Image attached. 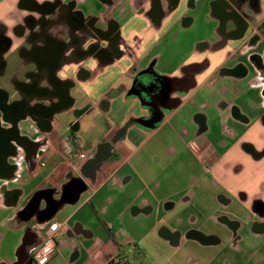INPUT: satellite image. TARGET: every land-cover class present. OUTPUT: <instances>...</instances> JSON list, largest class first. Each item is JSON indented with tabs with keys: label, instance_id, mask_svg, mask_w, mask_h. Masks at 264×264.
Listing matches in <instances>:
<instances>
[{
	"label": "crops",
	"instance_id": "0c3cea01",
	"mask_svg": "<svg viewBox=\"0 0 264 264\" xmlns=\"http://www.w3.org/2000/svg\"><path fill=\"white\" fill-rule=\"evenodd\" d=\"M198 1L161 0L153 14L152 0H0V39L11 41L0 53V264H36L53 223L63 225L46 264L115 253L134 264L261 263L264 0H210L200 14ZM196 20L209 33L181 41L176 60L156 50ZM145 70L187 79L151 122L132 92ZM74 180L84 188L65 201Z\"/></svg>",
	"mask_w": 264,
	"mask_h": 264
},
{
	"label": "flooded vegetation",
	"instance_id": "af4514ba",
	"mask_svg": "<svg viewBox=\"0 0 264 264\" xmlns=\"http://www.w3.org/2000/svg\"><path fill=\"white\" fill-rule=\"evenodd\" d=\"M233 3L239 4L238 0H231ZM229 5V3H228ZM232 5V3H231ZM230 6V5H229ZM233 6V5H232ZM162 11V6H161V0H152L151 6H150V12L151 13H158ZM110 32L112 33L111 39H110V44L114 43L117 39L118 32L114 29L111 28ZM254 39V38H253ZM11 41L5 37L2 36L0 39V53L5 51L7 47H9ZM108 49H111L112 51H115V47L113 45H109L106 49H102V53L105 54ZM109 51V50H108ZM2 54V53H1ZM55 61H50L49 66H53ZM4 65V60L0 57V69L3 68ZM53 80V79H52ZM139 78L136 81L135 84H138ZM185 83H187V79L184 81H165L164 79H157L154 77H151L150 79L147 80L146 84H143L142 86H138L134 84V91L137 93L141 94L143 101L149 105L150 109V117L148 118V121L151 122L153 119L156 118L158 111L164 107H167L175 102H177L176 98H171L169 92L182 87ZM66 86V85H65ZM65 86L63 87L62 90L65 89ZM59 93H61L60 89H57ZM66 102V101H65ZM61 103L58 104V102H52L50 103L52 109L58 107ZM157 106H160L157 108ZM5 108V113L8 112V106ZM11 109V108H9ZM158 109V110H157ZM12 110V109H11ZM6 116L8 114L6 113ZM1 135L3 133H0ZM9 132L5 133L3 136L8 135ZM0 135V136H1Z\"/></svg>",
	"mask_w": 264,
	"mask_h": 264
},
{
	"label": "rangeland",
	"instance_id": "374dc122",
	"mask_svg": "<svg viewBox=\"0 0 264 264\" xmlns=\"http://www.w3.org/2000/svg\"><path fill=\"white\" fill-rule=\"evenodd\" d=\"M210 0H199L198 1V8H197V12L200 14L202 12H205L207 10V8H210ZM198 19V18H197ZM205 29V30H204ZM209 29L210 26L204 24V22L202 20H196V23L189 29H182L181 27H176L168 36L170 39H174V45L173 46H169V47H165L163 46L164 42H161V44L156 48V50H161V52H164L165 55L172 56L174 57V59L176 60L177 57H179V55L181 54V45L180 42L184 41L186 42V44H191L194 40L197 39H201L203 37H205V35L207 36V33H209ZM169 38H165V39H169ZM166 42V40H165ZM178 45V46H176ZM183 48V47H182ZM186 48V49H185ZM183 50H188L187 47H184ZM169 66V65H167ZM154 71L157 72V70L155 69V66L153 67ZM255 258H258L259 261L261 263L259 264H264V255H262L261 253H257L255 255Z\"/></svg>",
	"mask_w": 264,
	"mask_h": 264
},
{
	"label": "built area",
	"instance_id": "2783aa9c",
	"mask_svg": "<svg viewBox=\"0 0 264 264\" xmlns=\"http://www.w3.org/2000/svg\"><path fill=\"white\" fill-rule=\"evenodd\" d=\"M78 161L87 159V154L81 152L77 155ZM44 163H42L43 165ZM78 162L76 163L77 166ZM62 223H53L48 226L42 234L40 243L35 247L31 254V259L36 264H46L56 253L57 241L56 236ZM106 264H134L129 260V257L122 253H115L109 256L106 260Z\"/></svg>",
	"mask_w": 264,
	"mask_h": 264
},
{
	"label": "water",
	"instance_id": "95a60500",
	"mask_svg": "<svg viewBox=\"0 0 264 264\" xmlns=\"http://www.w3.org/2000/svg\"><path fill=\"white\" fill-rule=\"evenodd\" d=\"M245 24V22H244ZM245 27V25H244ZM244 29V28H243ZM243 31V30H242ZM151 77H154V78H157V79H160V76L156 75L155 73H153L151 70H145L143 71L142 73H139V75L137 76L136 80H135V83L136 81L138 80L139 78V81H138V84H135V85H138V86H142L143 84H146L147 80L150 79ZM135 89H133V93L135 94L136 91H134ZM147 106H149L148 104H146ZM173 105H170V106H167V107H164L162 109L164 110H168L170 109V107H172ZM160 107V106H157V108ZM161 108V107H160ZM159 109V108H158ZM157 109V110H158ZM159 113V111H158ZM15 129H16V126H15ZM102 160L97 158L96 160H92L91 163L92 164H95L96 162H100ZM83 185L77 181V180H74L72 181L69 186L63 191V198L65 201H73L77 198L79 192L83 189Z\"/></svg>",
	"mask_w": 264,
	"mask_h": 264
},
{
	"label": "trees",
	"instance_id": "16d2710c",
	"mask_svg": "<svg viewBox=\"0 0 264 264\" xmlns=\"http://www.w3.org/2000/svg\"><path fill=\"white\" fill-rule=\"evenodd\" d=\"M41 193H42L41 191L35 192L29 199L26 208H29L30 206H32L35 200L41 195Z\"/></svg>",
	"mask_w": 264,
	"mask_h": 264
}]
</instances>
